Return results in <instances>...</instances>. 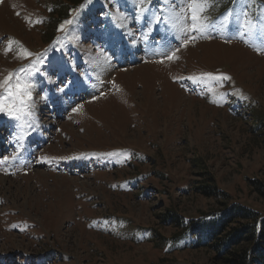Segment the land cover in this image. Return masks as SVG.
<instances>
[{"label": "rangeland", "instance_id": "rangeland-1", "mask_svg": "<svg viewBox=\"0 0 264 264\" xmlns=\"http://www.w3.org/2000/svg\"><path fill=\"white\" fill-rule=\"evenodd\" d=\"M70 2L0 0V79L34 84L30 117L0 113V264H222L199 216L264 218V0H210L203 34L185 0Z\"/></svg>", "mask_w": 264, "mask_h": 264}, {"label": "trees", "instance_id": "trees-1", "mask_svg": "<svg viewBox=\"0 0 264 264\" xmlns=\"http://www.w3.org/2000/svg\"><path fill=\"white\" fill-rule=\"evenodd\" d=\"M81 1L72 0L70 4L75 6ZM251 116L253 119L257 118L255 113ZM248 184L260 197H264V183L248 180ZM199 190L202 193L215 195L217 192L218 195L225 196L222 192L216 191L212 185L199 187ZM220 206L223 208L221 209ZM218 207L220 210L210 212V216L214 217L209 223H205L206 214H201L198 218L199 227L211 228L209 229L211 243L205 248L222 256V264H264V218H259L253 210L239 204L225 206L221 203ZM162 218L165 221L171 220L180 231L184 230V226L190 227L196 224L190 220L188 225H184L182 217H176L169 212ZM204 231L208 235V230ZM178 238L179 235H175L172 240L177 241Z\"/></svg>", "mask_w": 264, "mask_h": 264}, {"label": "snow or ice", "instance_id": "snow-or-ice-1", "mask_svg": "<svg viewBox=\"0 0 264 264\" xmlns=\"http://www.w3.org/2000/svg\"><path fill=\"white\" fill-rule=\"evenodd\" d=\"M144 2L145 0H139L141 6ZM185 3L187 4V9H181L177 17L183 16L185 19V26L182 28V31L185 33H205L211 23L205 15L210 0H185ZM173 11L175 12V9ZM188 39H195V37L191 36ZM260 39L264 43V36H261ZM9 43L11 44L12 42L9 41ZM8 51H11V48H6L5 54ZM29 55L27 52L17 50V58L19 59L27 58ZM172 58V55L167 56L169 60ZM208 78L213 81L228 79V77L223 76L213 77L210 74H208ZM33 89L34 84L30 79V70L27 68H22L18 72L9 73L7 77L0 79V113H5L17 120L30 117Z\"/></svg>", "mask_w": 264, "mask_h": 264}, {"label": "bare ground", "instance_id": "bare-ground-1", "mask_svg": "<svg viewBox=\"0 0 264 264\" xmlns=\"http://www.w3.org/2000/svg\"><path fill=\"white\" fill-rule=\"evenodd\" d=\"M130 46V45H129ZM116 49V48H115ZM114 49V50H115ZM116 51V53L113 55L114 57H115V60L116 61H118L121 57H120V55H118L119 53H118V50H115ZM124 51V50H123ZM124 54H125V60H128L129 58H131L132 57V55L131 56H128V55H126V52H124ZM103 56V55H102ZM105 58V57H104ZM103 57H101V58H97V60H96V62H95V64H94V66H95V69H97V70H99V71H101V74H106V73H108V71L110 70V63L108 62V60H107V58L106 59H104ZM96 59V58H95ZM121 61V60H120ZM93 66V67H94ZM64 106V105H63ZM40 118V117H39ZM38 136V135H37ZM94 164V163H93Z\"/></svg>", "mask_w": 264, "mask_h": 264}]
</instances>
